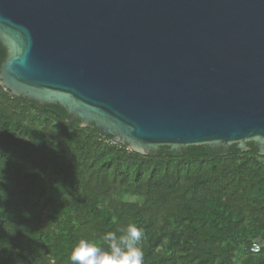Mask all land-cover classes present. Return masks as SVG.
<instances>
[{
    "label": "water",
    "instance_id": "95a60500",
    "mask_svg": "<svg viewBox=\"0 0 264 264\" xmlns=\"http://www.w3.org/2000/svg\"><path fill=\"white\" fill-rule=\"evenodd\" d=\"M1 85L142 154L264 155V0H0Z\"/></svg>",
    "mask_w": 264,
    "mask_h": 264
},
{
    "label": "trees",
    "instance_id": "16d2710c",
    "mask_svg": "<svg viewBox=\"0 0 264 264\" xmlns=\"http://www.w3.org/2000/svg\"><path fill=\"white\" fill-rule=\"evenodd\" d=\"M6 57L0 42V70ZM130 222L143 264H264V155L254 143L142 154L0 81V264H71L80 239Z\"/></svg>",
    "mask_w": 264,
    "mask_h": 264
},
{
    "label": "clouds",
    "instance_id": "9594fccd",
    "mask_svg": "<svg viewBox=\"0 0 264 264\" xmlns=\"http://www.w3.org/2000/svg\"><path fill=\"white\" fill-rule=\"evenodd\" d=\"M142 238V230L131 222L104 233L102 243L82 238L72 249L71 264H143Z\"/></svg>",
    "mask_w": 264,
    "mask_h": 264
},
{
    "label": "built area",
    "instance_id": "2783aa9c",
    "mask_svg": "<svg viewBox=\"0 0 264 264\" xmlns=\"http://www.w3.org/2000/svg\"><path fill=\"white\" fill-rule=\"evenodd\" d=\"M262 250V245L259 242H254L252 247H251V251L253 253H258Z\"/></svg>",
    "mask_w": 264,
    "mask_h": 264
},
{
    "label": "flooded vegetation",
    "instance_id": "af4514ba",
    "mask_svg": "<svg viewBox=\"0 0 264 264\" xmlns=\"http://www.w3.org/2000/svg\"><path fill=\"white\" fill-rule=\"evenodd\" d=\"M255 145V144H254Z\"/></svg>",
    "mask_w": 264,
    "mask_h": 264
}]
</instances>
